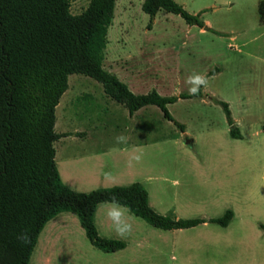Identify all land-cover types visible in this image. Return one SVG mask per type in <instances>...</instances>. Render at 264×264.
I'll return each instance as SVG.
<instances>
[{
    "label": "rangeland",
    "instance_id": "1",
    "mask_svg": "<svg viewBox=\"0 0 264 264\" xmlns=\"http://www.w3.org/2000/svg\"><path fill=\"white\" fill-rule=\"evenodd\" d=\"M174 1L189 13L203 9L205 25L223 33L188 25L163 9L149 22L141 0H115L102 68L134 94L154 88L160 95H175L176 90L189 92L188 77L215 67L201 90L230 103L242 138L229 136L220 106L206 96L167 104L172 118L184 124L182 133L154 105L128 121L126 109L108 98L100 83L72 73L54 110V131L82 137L58 138L54 150L77 145L88 153L76 163L90 167L97 162L96 147L122 144L115 140L126 135L119 127H137L129 141L147 144L126 156L141 155L138 163L120 165L121 176L127 177L123 185L140 183L148 205L170 217L214 218L227 208L234 212L225 227L207 222L165 231L142 221L145 233H151L149 241L167 248L169 255L173 251L175 258L158 255L146 264H174L176 257L182 264H264V231L257 226L264 225V49L259 46L264 32L255 0ZM87 2L68 0L69 12L80 13ZM55 160L63 176L65 153L59 150ZM113 254L89 244L74 213L60 212L38 233L27 264H112Z\"/></svg>",
    "mask_w": 264,
    "mask_h": 264
},
{
    "label": "trees",
    "instance_id": "2",
    "mask_svg": "<svg viewBox=\"0 0 264 264\" xmlns=\"http://www.w3.org/2000/svg\"><path fill=\"white\" fill-rule=\"evenodd\" d=\"M114 2L88 0L80 13L71 14L68 0H0V264H27L43 225L60 212L75 214L94 248L102 252L123 248L122 241L99 236L92 220L96 205L111 202L112 197L134 216L162 230L188 228L206 221L223 227L232 217L229 208L208 219L159 214L148 205L147 191L138 182L78 192L60 180L53 142L68 134L54 131V108L72 73L100 83L103 93L124 106L129 115L143 106H156L180 132L184 125L172 118L167 104L180 98L206 96L220 106L230 137H239L226 102L202 90L196 95L181 92L177 96L160 95L151 88L134 94L102 68ZM140 9L149 22L158 9H163L188 25L204 26L201 11L189 13L174 0H142ZM257 12L263 20V0L258 2ZM216 70L213 67L204 75ZM257 226L264 231L263 224ZM22 232L30 237L27 244L17 239Z\"/></svg>",
    "mask_w": 264,
    "mask_h": 264
},
{
    "label": "crops",
    "instance_id": "3",
    "mask_svg": "<svg viewBox=\"0 0 264 264\" xmlns=\"http://www.w3.org/2000/svg\"><path fill=\"white\" fill-rule=\"evenodd\" d=\"M259 1L260 0H255V3L253 6L255 8V13L257 16L256 17L257 23L261 26L260 28L264 32V19L260 20L258 12H257V5H258ZM141 2H142V0H141ZM199 11H201L200 12V14H201L203 12V9H200ZM192 14H194V13H192ZM112 19H113V17H112ZM203 24H204V26H203L204 28L203 27H201V28L204 30H207V28H209L210 30H213V31H216L219 33H223L222 31H219V30H216V29H213L211 27L206 26L204 22H203ZM210 30H208V31L213 33ZM259 46L262 47V50L264 49L263 43ZM228 47L231 48V45H228ZM260 60L264 61V56H263V58L260 57ZM203 93H204V91H203ZM213 98H215V97H213ZM215 99H218V98H215ZM218 100H221V99H218ZM222 101H224V100H222ZM224 102H226V101H224ZM226 103H227V106H228V109L230 112V110L232 109L231 105L228 102H226ZM117 104L121 105L119 103H117ZM146 106L139 108L138 110L134 111L131 115L128 114L127 110H125L126 112H124V110H122V111H123V113H127V114H125L127 117L126 119L128 121H132L131 119H133L136 115L141 113V111L143 109H146L145 108ZM54 110H55V108H54ZM230 116H231V119L233 121V125L236 127V129L239 133V137L235 138V139H240V138H242V134L240 133V130L236 124V118L232 117L231 112H230ZM129 125L130 124H128V126L119 127V130L125 131V133H126V135H125V137H127L126 143H122L121 145H116V146L105 145V146H101V147H96L97 149H95V150H97V151H96L95 155L97 157V160H96L97 162L92 164V166H90V167L87 166L85 168L82 166L81 163L80 164L76 163L77 159L81 158L83 156V154L88 153L84 149L80 148L77 145L70 146V148H68V146H65L63 148L61 146L60 147L56 146L55 150H54V160L57 158L59 150H61L62 152L65 153L64 164L66 167V172L62 176V174L59 171H57L62 183L64 185H66L67 187H69L70 189H72L74 191H78V192H87V191L93 190V189L98 188V187H109V186H115V185L125 186V185H123L124 183H122V182L127 177L121 176V174L123 173V169H122V166H120V165L123 164L124 162H126V165H127L129 159H127L126 156H129V154L133 150L135 151L138 148L144 147L147 144V143L138 144L137 142L136 143L133 142V140L131 142L129 141L132 138L134 132H136L138 130L137 127H133V126L130 127ZM183 132L185 133V126H184ZM64 133H67V132H64ZM67 134L68 135L62 136L60 138H63L66 136H71V137L79 136L78 134H72V135L70 133H67ZM79 137H82V136H79ZM56 165H57V163L55 164V166ZM126 170H127V168L125 167L124 171H126ZM261 176H262V178H264V171L262 172ZM128 184H130V183H128ZM110 206H111V202L98 203L95 207V211L93 213L92 220H93V224L96 228V231L98 232V234L100 236H103L104 238H106L108 235L100 234L98 231L99 227L101 228L102 231L110 234L108 238L117 239V240H120L124 243L123 248L112 251V252H108V253H114L113 254L114 259H113L112 264H146V262H149V263L151 262V257L157 258L158 255H159L160 259L168 256L170 261L175 260V258H173V255H172L173 251H171V253H170L171 255H169L170 251L167 248H163V247H160L157 245H153L149 241V237H150L149 235H151V233H149V234L145 233V231L148 230L147 226H145L144 222H142L143 221L142 219H140L137 216H134L129 210H128L127 219L132 225L131 233L129 235H127L126 237H123V238L120 236H117L116 232L114 231V227H113L111 220H109L107 218V215H106L107 209ZM233 215H234V212L232 210V217H233ZM174 218H176V217H174ZM200 218L208 219L207 217H200ZM231 218H230V220H231ZM229 221H228V223H229ZM207 222L208 221L203 222V223H199L195 226L188 227V228H194L200 224H205ZM225 226H223V227H225ZM183 229H185V228H183ZM170 230H174V229H170ZM177 230H179V229H177ZM159 235L162 236L163 234L159 233ZM174 264H182V262L179 259H177V257H176V263H174Z\"/></svg>",
    "mask_w": 264,
    "mask_h": 264
},
{
    "label": "clouds",
    "instance_id": "4",
    "mask_svg": "<svg viewBox=\"0 0 264 264\" xmlns=\"http://www.w3.org/2000/svg\"><path fill=\"white\" fill-rule=\"evenodd\" d=\"M187 83L192 85V87L189 88L190 95H196L200 92L202 86H207L208 78L206 75L194 74L188 77ZM175 95L180 96V90H176ZM115 140L117 143H126L127 137L119 135L115 137ZM140 159L141 155H134L129 160V164H131L133 160L138 163ZM106 215L107 218L111 220L117 236L123 238L131 233L132 225L127 219L128 209L126 206L120 204L115 197H112L111 206L108 207ZM17 239L25 244L30 241V237L27 232L20 233L17 236Z\"/></svg>",
    "mask_w": 264,
    "mask_h": 264
},
{
    "label": "water",
    "instance_id": "5",
    "mask_svg": "<svg viewBox=\"0 0 264 264\" xmlns=\"http://www.w3.org/2000/svg\"><path fill=\"white\" fill-rule=\"evenodd\" d=\"M204 28V27H203Z\"/></svg>",
    "mask_w": 264,
    "mask_h": 264
}]
</instances>
